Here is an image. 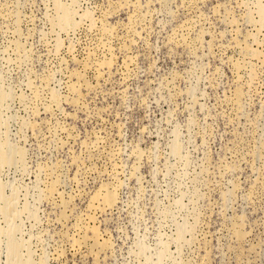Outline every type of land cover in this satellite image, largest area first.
<instances>
[{
  "label": "rangeland",
  "instance_id": "obj_1",
  "mask_svg": "<svg viewBox=\"0 0 264 264\" xmlns=\"http://www.w3.org/2000/svg\"><path fill=\"white\" fill-rule=\"evenodd\" d=\"M0 264H264V0H0Z\"/></svg>",
  "mask_w": 264,
  "mask_h": 264
},
{
  "label": "bare ground",
  "instance_id": "obj_2",
  "mask_svg": "<svg viewBox=\"0 0 264 264\" xmlns=\"http://www.w3.org/2000/svg\"><path fill=\"white\" fill-rule=\"evenodd\" d=\"M74 25V24H73Z\"/></svg>",
  "mask_w": 264,
  "mask_h": 264
}]
</instances>
